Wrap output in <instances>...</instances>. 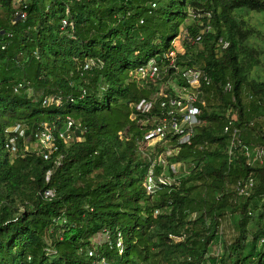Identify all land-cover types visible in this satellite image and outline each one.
Here are the masks:
<instances>
[{
	"label": "trees",
	"instance_id": "1",
	"mask_svg": "<svg viewBox=\"0 0 264 264\" xmlns=\"http://www.w3.org/2000/svg\"><path fill=\"white\" fill-rule=\"evenodd\" d=\"M250 12L264 15V0H0V264H209L225 225L212 264H264V163L240 151L229 161L223 132L232 108L243 143L264 149V19L251 24ZM172 50L177 68L164 74ZM150 58L164 81L192 67L210 80L191 145L164 164L165 145L147 147L139 122L159 115L158 101L135 109L156 88L133 76ZM43 126L47 159L27 148ZM152 161L172 181L149 193Z\"/></svg>",
	"mask_w": 264,
	"mask_h": 264
},
{
	"label": "built area",
	"instance_id": "2",
	"mask_svg": "<svg viewBox=\"0 0 264 264\" xmlns=\"http://www.w3.org/2000/svg\"><path fill=\"white\" fill-rule=\"evenodd\" d=\"M24 17V13L19 15ZM66 21H63V25ZM201 35H197L194 41H199ZM167 57V64L164 69V74H168L171 68H177L175 64L176 52L170 51ZM94 64L93 60H89L85 64V68H88ZM133 76L137 79L139 85H145L152 83L156 88L150 98H142L135 105L137 112L141 114L149 113L155 102L158 101V114L157 116H151L150 118L140 119L139 122L147 125V131L144 135L145 144L147 147L154 149L156 145L162 143L165 148L156 157V162L161 164L165 163L164 157L170 156L178 152L180 145H191L194 134V129L201 125L203 122L200 118L201 106L205 105L204 90L203 88L208 86L209 78L205 72L199 67H192L183 70L179 74L180 82L171 79L166 81L162 80L160 76V70L156 64L155 58H150L146 64L140 65L134 71ZM232 86L230 82H226L224 90L230 91ZM59 99L53 96H47L43 99L44 104L59 103ZM227 120L223 126V132L228 135V147L226 150L227 158L232 161L235 157V153L241 152L246 158L249 165L263 164L264 163V149L256 148L252 149L248 145L244 144L241 140L240 128L235 124L237 121V114L233 109L229 108L227 111ZM150 119H152L150 121ZM74 121L72 118L66 119V130L73 126ZM14 132L19 130V134H23V130L19 125L13 127ZM34 140L39 147L37 152H40L44 159L49 157L50 150L55 148L54 136L52 129L49 126H43L41 129H37L34 132ZM60 137L67 141L70 139V134L61 132ZM176 139V143H172V138ZM12 144L11 151L14 152L15 147L14 137L10 138ZM162 158L163 160H159ZM155 161H152L148 170L144 185L146 191L152 193L158 187V182H168V177L162 175L155 176L153 173V166ZM174 169V165L171 166ZM252 179H248L244 182L238 181L235 185V189L242 193L249 186H252ZM53 192L51 190L45 191V196H51ZM116 246L122 247L120 238L117 241Z\"/></svg>",
	"mask_w": 264,
	"mask_h": 264
},
{
	"label": "rangeland",
	"instance_id": "3",
	"mask_svg": "<svg viewBox=\"0 0 264 264\" xmlns=\"http://www.w3.org/2000/svg\"><path fill=\"white\" fill-rule=\"evenodd\" d=\"M261 18L264 19V15L263 14H258V13H255V12H250V14L248 15V19L251 22V24H258V23H260ZM259 28L262 29V30H264V23L259 24ZM179 29H180V33L173 40V43L174 44H179L180 43V40L182 39V37L187 34L186 31L183 29L182 26H180ZM263 44H264V41H263ZM27 144H28L27 145L28 146L27 148L30 149V150H35L36 151L39 148L37 146L35 140L28 139V143ZM159 160H163V159L160 158ZM167 179L170 182L172 181L169 177ZM230 235H231V228H229L228 226L225 225L223 234L219 233V234H217L213 238V240H212V242L210 244L209 252H208L209 264H212V263L216 262L220 258L221 253H222V247L224 245V242L225 241H228ZM106 238H107L106 234L100 233V234L94 235L93 241L95 243L96 242L97 243L104 242L106 240ZM110 262H111V264H114L116 262V259L115 258H113V259L111 258Z\"/></svg>",
	"mask_w": 264,
	"mask_h": 264
},
{
	"label": "clouds",
	"instance_id": "4",
	"mask_svg": "<svg viewBox=\"0 0 264 264\" xmlns=\"http://www.w3.org/2000/svg\"><path fill=\"white\" fill-rule=\"evenodd\" d=\"M133 117V116H132Z\"/></svg>",
	"mask_w": 264,
	"mask_h": 264
}]
</instances>
